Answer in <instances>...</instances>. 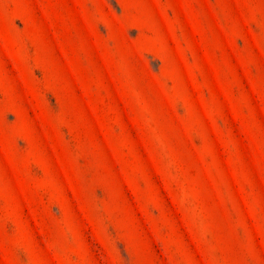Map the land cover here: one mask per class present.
Listing matches in <instances>:
<instances>
[{"label": "rangeland", "instance_id": "374dc122", "mask_svg": "<svg viewBox=\"0 0 264 264\" xmlns=\"http://www.w3.org/2000/svg\"><path fill=\"white\" fill-rule=\"evenodd\" d=\"M0 264H264V0H0Z\"/></svg>", "mask_w": 264, "mask_h": 264}]
</instances>
